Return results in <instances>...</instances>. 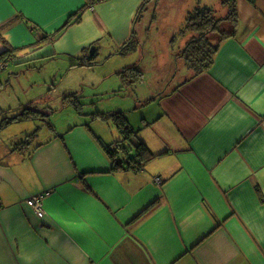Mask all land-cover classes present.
I'll return each mask as SVG.
<instances>
[{
  "label": "crops",
  "instance_id": "crops-1",
  "mask_svg": "<svg viewBox=\"0 0 264 264\" xmlns=\"http://www.w3.org/2000/svg\"><path fill=\"white\" fill-rule=\"evenodd\" d=\"M104 1L91 9L86 0H5L0 55L7 48L34 54L48 47L74 61L83 52L84 62L98 39L124 43L143 0H123L121 9L119 0L98 6ZM164 1L151 0L156 12ZM223 1L205 7L225 18ZM192 3L164 13L173 27L153 39L163 53L150 66V97L135 102L141 118L116 111L155 155L143 167L125 163L131 150L117 149L115 160L107 155L105 147L115 149L120 140L97 125L99 113L90 123L76 109L75 120L42 129L24 153L15 144L40 119L1 122L0 135L13 138L0 144V264H264V0H237L235 33L220 40L208 71L192 77L188 68L174 76L170 70L163 82L161 65L168 64L161 57L175 68L173 37ZM152 20L154 27L160 22ZM192 37L183 36L178 49ZM138 53L132 64L144 76L146 46ZM42 110V120L50 117ZM17 127L31 128L14 134ZM40 194L43 218L27 204Z\"/></svg>",
  "mask_w": 264,
  "mask_h": 264
},
{
  "label": "rangeland",
  "instance_id": "rangeland-1",
  "mask_svg": "<svg viewBox=\"0 0 264 264\" xmlns=\"http://www.w3.org/2000/svg\"><path fill=\"white\" fill-rule=\"evenodd\" d=\"M113 1L115 0H105L98 6H103V8L105 6L111 7V2ZM122 1L119 0L117 2L120 9L126 3ZM184 1L186 0L179 2L176 0H165L163 5L159 7V11L156 12V7L151 3V0H143L136 12L141 14L140 17L142 19L136 24L135 31H133L137 19L136 14V19L132 22L133 30L129 38L124 43H120L117 39L111 37L96 40L85 50V53L89 56L93 48L98 49V54L92 61L87 59L84 62V66L81 65L83 52L82 54L80 53L79 60L74 61L72 60L74 56L64 54V52L55 48L44 47L34 54L32 52H28L29 54L22 53V51L18 50L17 57L22 59L29 56L28 60L18 61V59H15L9 61L5 67H0V124L7 118L22 114L25 109L35 111L43 109L42 111L49 113L50 117L44 116L42 117L43 120L38 121L33 132L38 134L42 129L52 130L53 126L61 128L64 126L63 124L75 120L74 113L76 109H79L83 110L86 119L90 123L94 122L92 119L95 116L93 115H98L99 117L100 114L101 119L98 118L95 121L98 122L97 125L99 124L104 129L108 137L114 140L118 139L116 137L119 136V140H122L124 134L120 130L117 131L114 123L110 120L109 114L116 111H124L125 116L128 118L129 114L133 113L137 116L136 120L138 117L141 118V111L134 110L135 102L140 97L143 99L150 97L148 95L155 87V83L152 81L155 72L150 66L154 65L155 60L159 58L157 51L159 50L161 54L163 53V50L160 49L161 42H155L153 39L157 37L160 40L173 27L172 24H167L166 18L168 17L164 13L175 12L174 4H181ZM217 1L193 0L192 5L194 4V8L191 11L199 7L195 3H202L204 7L207 4L210 5L209 7H215ZM128 2L135 4L136 0H128ZM219 12H217V16L221 18ZM156 16L157 19H160V22L156 21L158 24L154 27L152 26V18ZM222 26L223 28L230 27L229 25ZM182 38L183 36L178 34L173 37V45H175L174 47L177 51V55H173V60L178 62L175 64V68L173 65H169L171 58L166 61L165 56L161 57L168 64L161 65L163 82L170 75V70H173L172 75L174 76L176 73L180 75V71L187 68L183 62H180L181 60L178 61L177 57L180 53L178 47ZM139 44H142L140 49H138ZM145 46L146 59L143 64V69H146V72H144L146 75L143 76V80H145L142 82L137 80L135 74L132 73L121 75L120 72L132 68L131 66L134 67L135 64H132V62L136 60L137 57L135 56ZM73 93L77 94L78 100H74L71 97L66 98V96ZM4 117L7 118L4 119ZM30 128L17 127L14 134H23L24 131H29ZM27 136L25 134L18 138L17 141L24 140ZM9 138L12 139L13 135L6 136L5 131H3L0 135V144L3 140ZM134 138H132V141L138 144ZM123 143L125 149L130 150L133 148V144L129 141L125 142L124 140ZM131 152L133 153L131 157H134L135 148Z\"/></svg>",
  "mask_w": 264,
  "mask_h": 264
},
{
  "label": "trees",
  "instance_id": "trees-1",
  "mask_svg": "<svg viewBox=\"0 0 264 264\" xmlns=\"http://www.w3.org/2000/svg\"><path fill=\"white\" fill-rule=\"evenodd\" d=\"M102 0H86L87 7H93L97 3ZM223 5L229 9V14L225 18H217L214 9L209 7H198L193 11L189 12L187 16V20L185 25L180 29L178 35L186 36L192 33L193 37L187 42L184 48L180 49V53L178 54V60L184 62L186 67L193 72V76L195 77L203 72H206L210 69L213 64L215 54L219 47V43L221 39L226 37H230L235 33V26L237 23V0H224ZM222 25H229V28H223ZM217 37V38H216ZM216 38V39H214ZM174 42V39H173ZM17 51L11 48H7L5 52L0 55V64L8 63L9 61L18 59V61H22L16 55ZM96 54L90 60H94ZM28 60V59H26ZM86 61V60H85ZM84 61V62H85ZM84 62H81V65H84ZM135 74L137 80H141L143 76L142 72L137 67H132L129 69L120 72L121 75L125 74ZM73 98L74 100H78L77 94H70L66 96V98ZM79 102V101H77ZM29 110V111H28ZM40 114V115H39ZM38 115V117H37ZM111 119H113L114 124L117 128L124 134L122 140L115 143V149L111 146H106L105 151L107 155L115 160L118 156L119 152L117 149H121L122 151H126L127 153L135 148V156L130 158L127 162H125L130 167H135L136 169L143 167V164L150 162L155 155L149 150V148L143 143L138 142L135 144L132 141V136H137L138 132L133 129V127L129 124L128 120L124 116L123 113L113 112L109 115ZM26 119H41V113L39 110H30L25 109V111L13 118H7V120H3L2 127L7 124L13 123L15 121H24ZM27 138L24 140L21 139L15 144V151H19L21 153L26 152L30 145L33 143L37 134H27ZM130 142L134 146L133 148L125 149L123 146V141ZM123 146V147H122ZM154 204L148 206L142 213L144 214L146 211L151 209ZM140 215V216H141ZM139 216V217H140Z\"/></svg>",
  "mask_w": 264,
  "mask_h": 264
},
{
  "label": "built area",
  "instance_id": "built-area-1",
  "mask_svg": "<svg viewBox=\"0 0 264 264\" xmlns=\"http://www.w3.org/2000/svg\"><path fill=\"white\" fill-rule=\"evenodd\" d=\"M103 1V0H102ZM91 9H93V7H90ZM7 63H1L0 67H5ZM157 182L161 183V179L157 178L156 179ZM45 195H37L35 197H32L31 199H29L27 201V204L33 208L35 210V212L37 213V215L40 218L44 217V210H43V200H44ZM0 207H1V201H0Z\"/></svg>",
  "mask_w": 264,
  "mask_h": 264
},
{
  "label": "snow or ice",
  "instance_id": "snow-or-ice-1",
  "mask_svg": "<svg viewBox=\"0 0 264 264\" xmlns=\"http://www.w3.org/2000/svg\"><path fill=\"white\" fill-rule=\"evenodd\" d=\"M27 3L29 4H45V3H56L58 0H26ZM5 3V0H0V6H2Z\"/></svg>",
  "mask_w": 264,
  "mask_h": 264
},
{
  "label": "water",
  "instance_id": "water-1",
  "mask_svg": "<svg viewBox=\"0 0 264 264\" xmlns=\"http://www.w3.org/2000/svg\"><path fill=\"white\" fill-rule=\"evenodd\" d=\"M95 53H96V49L92 48L91 51H90V54H89V59L93 58Z\"/></svg>",
  "mask_w": 264,
  "mask_h": 264
}]
</instances>
